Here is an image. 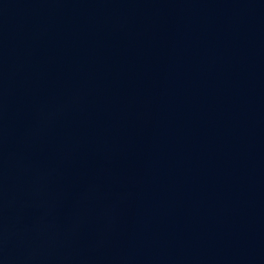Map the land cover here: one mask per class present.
Returning a JSON list of instances; mask_svg holds the SVG:
<instances>
[{
  "label": "water",
  "instance_id": "water-1",
  "mask_svg": "<svg viewBox=\"0 0 264 264\" xmlns=\"http://www.w3.org/2000/svg\"><path fill=\"white\" fill-rule=\"evenodd\" d=\"M0 264H264V0H0Z\"/></svg>",
  "mask_w": 264,
  "mask_h": 264
}]
</instances>
